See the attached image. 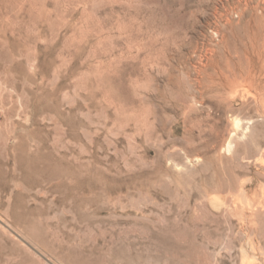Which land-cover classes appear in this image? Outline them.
<instances>
[{"label":"rangeland","instance_id":"obj_1","mask_svg":"<svg viewBox=\"0 0 264 264\" xmlns=\"http://www.w3.org/2000/svg\"><path fill=\"white\" fill-rule=\"evenodd\" d=\"M0 264H264V0H0Z\"/></svg>","mask_w":264,"mask_h":264},{"label":"bare ground","instance_id":"obj_2","mask_svg":"<svg viewBox=\"0 0 264 264\" xmlns=\"http://www.w3.org/2000/svg\"><path fill=\"white\" fill-rule=\"evenodd\" d=\"M248 121V120H247ZM249 122V121H248ZM240 123H241V119L240 118H238V117H235V118H233V120H232V124L235 126V127H238L239 125H240ZM250 123H253L252 121L250 122ZM248 124V123H247ZM249 126V125H248ZM248 126H246L245 125V129L247 130V128H248ZM244 126H242V128H243ZM237 131V130H236ZM236 133V132H235ZM245 132L243 131V133H241V134H244ZM244 135H246V134H244ZM233 136V135H232ZM248 137V136H247ZM243 138V137H242ZM254 138V137H253ZM240 140V139H239ZM231 146V145H230ZM235 148V147H234Z\"/></svg>","mask_w":264,"mask_h":264}]
</instances>
